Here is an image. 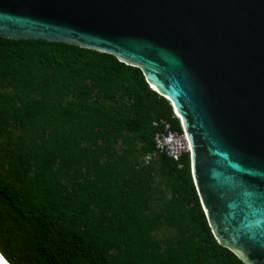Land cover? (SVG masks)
<instances>
[{"label": "trees", "instance_id": "obj_1", "mask_svg": "<svg viewBox=\"0 0 264 264\" xmlns=\"http://www.w3.org/2000/svg\"><path fill=\"white\" fill-rule=\"evenodd\" d=\"M0 87L10 88L0 91V252L10 264H248L215 238L189 154L156 158L182 207L167 211L181 233L175 248L152 236L161 218L147 212L154 168L132 161L127 176L114 164L88 179L89 158L115 144L125 157L139 145L147 156L166 124L182 131L141 69L76 45L0 37ZM50 128L61 151L44 141Z\"/></svg>", "mask_w": 264, "mask_h": 264}, {"label": "water", "instance_id": "obj_2", "mask_svg": "<svg viewBox=\"0 0 264 264\" xmlns=\"http://www.w3.org/2000/svg\"><path fill=\"white\" fill-rule=\"evenodd\" d=\"M0 37L141 69L180 116L215 238L264 264V0H0Z\"/></svg>", "mask_w": 264, "mask_h": 264}, {"label": "rangeland", "instance_id": "obj_3", "mask_svg": "<svg viewBox=\"0 0 264 264\" xmlns=\"http://www.w3.org/2000/svg\"><path fill=\"white\" fill-rule=\"evenodd\" d=\"M10 88H2L0 87L1 92H9ZM51 95V94H50ZM54 97L53 95H51ZM55 98V97H54ZM54 129L50 128L46 130L44 141L48 144L50 149L58 152L62 150L61 142L58 140L59 137L56 136L55 132H52ZM52 132V133H51ZM21 135V131L18 130L16 132L15 138ZM83 150L85 154L95 153V149L90 143L85 142L83 145ZM140 148V145L138 146ZM136 150L133 155L125 157V146L120 143L114 145V148L111 149L109 154L102 155L98 160V157L89 158V165L85 167V171L89 174L88 179L90 181L97 180V177L100 176V173L105 170L106 167H110V165L117 164L119 167V162L123 164V168H116V171H122L126 176L128 175V163L132 161H137L136 166L138 168L151 166L154 168L153 176L150 178V186L151 188L146 191L148 195H150V209L147 210L148 214L154 218L161 217L159 220L158 228L152 234L154 239L160 241L164 245V250L166 248L176 247L178 237L180 236V229L177 224L171 223L169 219V213L167 211L175 210L182 211V207L177 204L178 196L174 194L172 181L168 175L167 169H165L162 164L158 161V159L151 160L149 163L146 162L143 154ZM115 155H114V154ZM117 154V156H116ZM1 156V154H0ZM3 160L0 159V172L4 173V169L2 170ZM59 169V166L56 167ZM61 171V169L59 170ZM115 175H118L115 173ZM118 177V176H117ZM7 178V177H6ZM83 182V179L79 180Z\"/></svg>", "mask_w": 264, "mask_h": 264}, {"label": "built area", "instance_id": "obj_4", "mask_svg": "<svg viewBox=\"0 0 264 264\" xmlns=\"http://www.w3.org/2000/svg\"><path fill=\"white\" fill-rule=\"evenodd\" d=\"M188 154L191 157V147L185 131L183 129L182 131L171 130L170 125L166 124L165 131L156 134L155 150L149 153L145 160L149 163L160 155H165L180 162L182 157Z\"/></svg>", "mask_w": 264, "mask_h": 264}, {"label": "bare ground", "instance_id": "obj_5", "mask_svg": "<svg viewBox=\"0 0 264 264\" xmlns=\"http://www.w3.org/2000/svg\"><path fill=\"white\" fill-rule=\"evenodd\" d=\"M153 86V85H152ZM154 87V86H153ZM161 94H164V93H162V92H160ZM178 117H180L179 115H177Z\"/></svg>", "mask_w": 264, "mask_h": 264}, {"label": "clouds", "instance_id": "obj_6", "mask_svg": "<svg viewBox=\"0 0 264 264\" xmlns=\"http://www.w3.org/2000/svg\"><path fill=\"white\" fill-rule=\"evenodd\" d=\"M177 117V116H176ZM178 118V117H177ZM179 119V118H178ZM180 120V119H179Z\"/></svg>", "mask_w": 264, "mask_h": 264}]
</instances>
